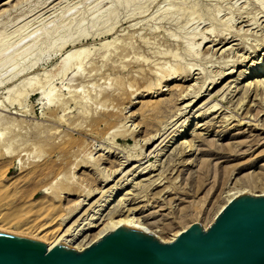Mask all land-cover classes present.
Returning a JSON list of instances; mask_svg holds the SVG:
<instances>
[{"label":"rangeland","instance_id":"374dc122","mask_svg":"<svg viewBox=\"0 0 264 264\" xmlns=\"http://www.w3.org/2000/svg\"><path fill=\"white\" fill-rule=\"evenodd\" d=\"M84 47L76 72L66 52ZM263 59L264 0L2 4L0 230L36 238L89 188L71 222L118 185L109 207L127 196L166 238L194 216L203 226L236 183L264 189V90L244 75Z\"/></svg>","mask_w":264,"mask_h":264},{"label":"water","instance_id":"95a60500","mask_svg":"<svg viewBox=\"0 0 264 264\" xmlns=\"http://www.w3.org/2000/svg\"><path fill=\"white\" fill-rule=\"evenodd\" d=\"M0 264H264V195L239 194L167 242L125 225L78 250L0 230Z\"/></svg>","mask_w":264,"mask_h":264},{"label":"bare ground","instance_id":"6f19581e","mask_svg":"<svg viewBox=\"0 0 264 264\" xmlns=\"http://www.w3.org/2000/svg\"><path fill=\"white\" fill-rule=\"evenodd\" d=\"M12 0H7V1H4L3 3L0 4V7L1 5H9L11 3ZM18 2V0H15ZM24 2V1H23ZM17 5V4H16ZM13 7V6H11ZM6 8V7H5ZM3 13V12H2ZM140 31V30H139ZM135 37V36H134ZM149 39V37H146ZM204 39V37L202 38ZM133 40V39H132ZM134 41V40H133ZM136 41V40H135ZM118 42V41H117ZM63 43V42H62ZM109 43H112V42H109ZM109 43H103L104 45H107ZM135 43V42H134ZM146 43V42H145ZM114 44V43H113ZM137 44V43H136ZM62 45V44H61ZM147 45V44H146ZM140 46V45H139ZM130 47V46H129ZM108 48V46H107ZM115 49V48H114ZM70 50H73V52L71 51V53H68V51L66 52L67 54L71 56H73L76 60V72L78 71V69H81L79 68L81 62L83 61V59L85 58L86 56V52H87V48L84 47V48H78L76 50L74 49H70ZM115 51V50H114ZM142 51V50H141ZM157 51V50H156ZM169 51V50H168ZM70 52V51H69ZM143 52V51H142ZM155 52V51H154ZM65 53V55H66ZM163 53V52H162ZM152 54V53H151ZM157 54V53H156ZM165 54H167L165 52ZM171 54V53H170ZM107 55V54H104V56ZM68 55H66L64 58L65 60H63L62 62L65 64L66 62V58H67ZM103 56V55H101ZM109 56V55H108ZM174 56L176 57L177 54L175 53ZM173 56V57H174ZM87 57V56H86ZM63 58V59H64ZM107 58V57H106ZM105 58V59H106ZM126 58V57H124ZM146 59V58H145ZM144 60V59H143ZM68 61V60H67ZM63 64V65H64ZM253 64V63H252ZM168 66L170 65L171 67V64H167ZM256 65V64H255ZM254 65V66H255ZM165 66V65H164ZM253 66V65H252ZM64 67V66H63ZM139 67V66H138ZM143 68V66H140ZM141 68V69H142ZM140 70V69H139ZM250 70V69H249ZM84 71V70H83ZM170 71V70H169ZM137 72V71H136ZM150 72H152L150 70ZM154 72V71H153ZM157 72V71H156ZM74 73V72H73ZM138 74H140L138 72ZM148 73H146L147 75ZM118 75V74H117ZM141 75V74H140ZM144 75V74H143ZM244 75H246L245 77L248 78L247 80V86H250V83H251V80H249V78H253V77H256L253 81V86L255 87V90H258L260 87H263V90H264V79L263 76H264V59L263 61L260 63L257 64V66H255L253 69H251L250 71H247L244 73ZM168 76V75H167ZM262 77V78H260ZM157 79V78H156ZM130 80V79H129ZM128 80V81H129ZM136 80V79H135ZM46 81V80H45ZM109 81V80H108ZM92 82V81H91ZM93 83V82H92ZM90 84V83H88ZM108 84V83H107ZM40 85V84H39ZM42 85V84H41ZM49 85V84H48ZM51 85V84H50ZM143 85V83L141 84ZM244 85V84H243ZM107 86V85H105ZM151 86V85H150ZM153 86V85H152ZM40 87V86H39ZM50 87V86H49ZM195 87V86H194ZM246 87V86H245ZM154 88V87H153ZM247 88V87H246ZM81 89V88H80ZM149 90V89H148ZM154 90V89H153ZM54 91V90H53ZM147 91V90H146ZM151 91V90H150ZM93 92V91H92ZM246 92V91H245ZM17 93V92H16ZM15 93V94H16ZM53 93V92H52ZM86 93V92H85ZM27 94V92H26ZM134 94V93H133ZM181 94V93H180ZM19 95V93H18ZM51 91H46L43 95V98H45L48 103L49 102H53V99L51 97ZM87 95V94H86ZM122 95V94H120ZM21 96V95H20ZM106 98V97H105ZM12 100V99H11ZM107 100V99H106ZM13 101V100H12ZM58 101V100H57ZM113 101V100H112ZM240 101V100H239ZM100 102V101H99ZM100 105V104H99ZM111 105V104H110ZM160 102L159 101H154L153 104L150 105V107L148 108V110L150 111V114H155L159 111L160 109ZM216 105L213 104L211 107H215ZM101 107V106H100ZM105 109V107H104ZM147 109V108H146ZM209 109H210V106H209ZM69 110V109H68ZM147 110V111H148ZM146 111V110H145ZM88 112V111H87ZM63 113V112H62ZM197 115V114H196ZM199 115V114H198ZM258 117V116H257ZM95 120V119H94ZM240 120V119H239ZM197 124V123H196ZM174 131V132H173ZM176 130H172L170 131L168 134H170L171 132H173L169 139H167V143L169 142H174L172 141V138L174 137V133H175ZM197 134V133H196ZM106 135V134H105ZM195 135V134H194ZM166 137V135H165ZM165 137L162 138V140L157 144L159 145L163 140L165 141ZM168 137V136H167ZM166 137V138H167ZM194 137V136H193ZM194 138H190L189 141H188V145L187 146H192L193 140ZM183 141V140H182ZM176 142V141H175ZM215 143V142H214ZM183 144V143H182ZM185 145V144H183ZM4 149V148H3ZM224 149V148H223ZM230 149V148H229ZM231 150V149H230ZM6 151V150H5ZM4 151V152H5ZM161 151V149H160ZM136 158V157H135ZM126 160V159H124ZM50 169V168H49ZM112 169V168H111ZM111 171V170H110ZM57 173V172H56ZM106 173V172H105ZM111 173V172H110ZM58 174V173H57ZM56 174V175H57ZM60 176V175H59ZM56 177V176H55ZM54 177V179H55ZM74 177V176H73ZM70 178L68 183L69 184H72L75 186V188H80L82 186L81 184V181L78 182L76 179L74 178ZM58 178V177H57ZM105 180H107V176L105 177ZM107 178V179H106ZM126 178V177H125ZM260 179V178H259ZM86 180H89V179H85ZM91 180V178H90ZM93 180V179H92ZM104 180V179H103ZM55 181V180H54ZM254 181V178L247 182V183H244L242 181L238 182L235 184V186H233L232 188H235L234 191H231L230 193H228V196L226 197V199L223 201V203H221V205H219V207L216 209V211L213 213V215L205 222L203 223L204 225V228H206L211 222L212 220L214 219L215 215L221 210V208L232 198L236 197L237 195L239 194H243V193H250V194H253V195H264V189H260L259 191L255 192V191H252V189L250 188H247V186H251L252 182ZM140 182V181H139ZM138 182V183H139ZM255 182V181H254ZM124 184V183H123ZM141 184V183H140ZM254 184V183H253ZM137 185V184H136ZM143 185V184H142ZM118 185H114V186H111L109 187L108 189L102 191L101 195L95 200V202L93 204H91V207L86 211V209L84 210V212L82 213V215L80 216V218H77L76 219H73L72 222H71V218H73L72 216H74V214H77L75 213V209L77 208L78 205L80 204H87V203H84V199H91L93 197V188L86 191V194H85V198H82L81 200H77L76 203V206L70 210H68L66 213H64V215H62L61 219L59 222H56L52 225H42L40 228H36L37 229V233H40L39 236H37L36 238L38 239H41V240H44L45 241V244L48 246V247H51V246H54L56 245L57 243L61 242V241H64L65 243L73 246L75 249H82L84 247H86L87 245H89L91 242L97 240L98 238H100L103 234L113 230L114 228L118 227V226H130V227H133V228H136L144 233H149V234H152L154 235L155 237H157L159 240L163 241V242H167V241H171L172 239L175 238V236H177L182 230H184L185 228H187L191 223L193 222H197L199 219L197 218V216H194L190 221H187V223H184L183 225H180L179 228H177L176 230H174L168 237L166 238H162V237H159V235H157V232H159V230L156 229V226L158 224H155L153 221H148L146 218L142 217V216H139V215H135V206L133 207L132 205H129L130 202H127L126 201L128 200V197H119L118 200H116L117 203L113 204L111 207L110 204H111V201H114L115 200V197H116V191L118 190ZM134 186V185H133ZM132 186V187H133ZM137 187V186H136ZM135 187V188H136ZM59 189V188H58ZM43 192L45 193H48V194H51L52 190L50 189V187H45ZM141 192V191H140ZM144 192V191H143ZM60 193V192H59ZM61 193H64V194H72L70 193L69 191H62ZM75 193V192H74ZM73 193V194H74ZM126 194L129 193V191H126L125 192ZM141 194V193H140ZM139 194V195H140ZM134 197V199L136 198V196L138 197V194L135 193L132 195ZM174 199V198H173ZM98 202V204H97ZM102 202V203H101ZM172 202V201H171ZM72 205V204H71ZM128 205V206H127ZM74 206V205H73ZM98 206V208L94 211L93 210V214L97 215L95 217H92L93 215L91 214L90 217L88 218V211L92 209H94V207ZM137 206V205H136ZM67 207V206H66ZM109 208V210L107 212H105V214H103V212ZM77 210V209H76ZM63 213V212H62ZM103 215L102 217V220L99 221V219H101V216ZM55 218V217H53ZM70 218V219H69ZM88 218L87 221H85L86 219ZM59 220V219H58ZM94 220H97V221H94ZM71 222V223H68V222ZM99 221V222H98ZM201 221V220H200ZM199 222V221H198ZM68 224V225H67ZM78 227V229H77ZM22 231V230H21ZM36 233V234H37ZM30 235V234H29ZM34 237V235H32Z\"/></svg>","mask_w":264,"mask_h":264}]
</instances>
